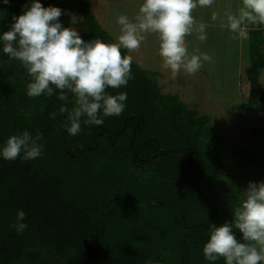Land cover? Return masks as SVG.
<instances>
[{"label": "trees", "instance_id": "trees-1", "mask_svg": "<svg viewBox=\"0 0 264 264\" xmlns=\"http://www.w3.org/2000/svg\"><path fill=\"white\" fill-rule=\"evenodd\" d=\"M23 1L0 3V22L6 12L18 17ZM84 11L89 19L87 4ZM99 29L82 38L114 42ZM254 37L249 93L243 89L249 104L264 97L256 82L263 37ZM157 74L135 71L126 87L109 88L127 93L124 112L102 126L84 117L81 133L69 136L75 102L58 93L28 97L25 69L0 52V145L5 132L28 130L42 135L44 149L35 160L0 158V264H212L203 255L209 228L233 220L249 181L234 186L205 117L163 94ZM237 153L243 166L258 164L253 149ZM18 210L26 213L22 234L13 227Z\"/></svg>", "mask_w": 264, "mask_h": 264}, {"label": "clouds", "instance_id": "clouds-1", "mask_svg": "<svg viewBox=\"0 0 264 264\" xmlns=\"http://www.w3.org/2000/svg\"><path fill=\"white\" fill-rule=\"evenodd\" d=\"M8 4L9 0H0ZM215 0H140L137 11L119 14V35L115 42L93 38L85 40L73 26L61 22L64 10L45 7L41 0H28L22 13L12 17L9 30L0 31V52L18 61L28 79L26 95L30 98L58 93L62 101L74 100L64 125L69 136L81 133L82 118L89 126H102L105 118L120 116L128 99L126 92L113 95L109 88L121 89L134 79L133 57L128 53L141 48L146 35H155L162 66L173 76L181 71L194 75L211 56L190 52L186 37L194 33L200 41L207 39L205 26L197 25L193 12L210 8ZM213 13L212 19L217 20ZM264 25V0H241L237 12L221 22L222 28L244 38L245 26ZM67 111L61 108V112ZM42 135L28 130L11 135L0 145V158L15 161L35 160L43 155ZM242 201L231 222L209 228L210 238L203 246L205 260L214 264H264V181H249L241 192ZM26 213L17 211L13 225L18 234L28 227ZM238 233L242 235H237Z\"/></svg>", "mask_w": 264, "mask_h": 264}, {"label": "rangeland", "instance_id": "rangeland-1", "mask_svg": "<svg viewBox=\"0 0 264 264\" xmlns=\"http://www.w3.org/2000/svg\"><path fill=\"white\" fill-rule=\"evenodd\" d=\"M23 2L27 3L28 0ZM41 2L45 7L56 6L63 9L64 14L60 18L61 22L66 27H75L81 36L85 35L90 27L100 28L99 30L106 31L115 42L119 35V25L116 23L117 15H133L138 9L140 0H41ZM86 4L90 11L89 19L84 11ZM240 6L241 0H215L214 5L210 8L194 10L193 15L197 25L203 24L205 30L212 37L209 42L187 43L188 46L190 45L189 50H192L190 52L197 51L198 53L200 51L203 53L202 50H205L211 56L206 69L202 67L194 75H188L181 71L178 75L173 76L170 70L162 66V60L158 55L159 42L155 35H146L140 49L131 53L126 52L132 55L134 60L133 74L135 71L141 70L157 72L155 79L163 94L177 96L189 110L195 111L200 117H205V126L209 135L215 136L213 139L219 143L217 149H223L220 151L227 157V159H221V167L236 180L237 184L234 179L233 184L238 186V190L241 189L244 181H264V166L260 167V165H264V119L261 118L264 115V109L257 110L254 109L256 107L246 104L247 98L243 90L245 89L244 84L249 85L245 73V69L249 67V60L248 62L242 60L241 74L232 76L229 74L233 70L231 68L237 65L239 46H243L242 56H244L247 44L239 38L236 39L235 35L233 36V33L226 27H221V22H226L227 16L237 12ZM7 8L4 9V13ZM213 13L217 15V20L212 19ZM3 17V22L0 24H3L4 31H7L13 16L9 17L6 12ZM257 25L260 26V24ZM257 25H254L253 28H256ZM247 27L249 28V26ZM253 32L255 41H258V36H262L264 44V33ZM195 37L196 34H193L190 39H195ZM206 47L207 49H205ZM261 49L264 50V45ZM217 57L219 62L214 63V59ZM261 72L263 79L262 82L261 80L259 82H261L260 87L264 91V70ZM257 84L259 87V83ZM246 93L248 94V89ZM68 101L69 103L74 102V100ZM70 112L71 110L67 114ZM5 134L11 136L15 133L7 131ZM249 148L256 151L257 155L255 162L258 164L252 167L243 166L241 164L243 159L238 153V156L233 158L234 150ZM251 157H254L252 151Z\"/></svg>", "mask_w": 264, "mask_h": 264}, {"label": "crops", "instance_id": "crops-1", "mask_svg": "<svg viewBox=\"0 0 264 264\" xmlns=\"http://www.w3.org/2000/svg\"><path fill=\"white\" fill-rule=\"evenodd\" d=\"M257 29V31H260L261 32V34L262 33H264V26L263 25H257L256 26V28H253V26H249V28L247 27V26H245V31H246V33H247V35L244 37V38H239V39H241L243 42L245 41V44H247V46L245 47V50H244V56H242L243 54H242V51H243V46H239V57H237V65H234L233 66V68H231V69H233V70H231V72L229 73L231 76L232 75H235V74H241V72H240V70H241V63H242V60H244L245 62L247 61L248 62V60H249V67H247L246 69H245V73H246V76H247V84H249L250 83V75H249V71H250V69L251 68H253V66H254V54H253V51H252V45H251V40H252V32L254 31V30H256ZM195 34V33H194ZM206 35H207V39L205 40V41H203V42H209L211 39H212V37H211V35H210V33L209 32H207L206 31ZM235 34H233V36H234ZM190 37L191 36H189V37H186V42L188 43V42H202V41H200L198 38H197V35H196V37H195V39H190ZM236 39H238L237 37H235ZM243 44V43H242ZM221 45H222V43H221ZM263 45L264 44H262V46L261 47H263ZM207 46V45H206ZM189 48H190V45L188 46ZM205 49H207V47L205 48ZM209 49H210V46H209ZM189 51H192L191 49L189 50ZM261 51H262V53H263V55H264V50H262L261 49ZM194 52H196L197 53V51H194ZM202 52L203 53H206V54H208L209 55V53H208V51H205V50H202ZM198 53H201L200 51H198ZM197 53V54H198ZM239 58V59H238ZM222 60V59H221ZM216 61L217 62H219L218 61V57L216 58V59H214V63H216ZM210 62V61H209ZM207 64H208V61H205L204 62V64H203V67L205 68L206 66H207ZM203 68V69H204ZM206 69V68H205ZM229 70V71H230ZM261 70H264V67H262L261 69H260V71H259V74H258V76H256V78H257V81H258V83H259V87H257V91L259 92V93H261V95H264V91H262V88L260 87V83L262 82V72H261ZM150 71V70H149ZM218 73H220V72H218ZM261 74V75H260ZM259 80H261V82H259ZM249 87V85H245L244 84V88H245V91H247V89H248V93H249V89L250 88H248ZM245 103L246 104H248V105H252V106H254V107H256V108H254V109H257V110H260V109H264V97L263 98H261V99H259L258 101H257V103H255V104H249L247 101H245ZM260 118V117H259ZM261 118L262 119H264V115H263V117L261 116ZM260 118V119H261Z\"/></svg>", "mask_w": 264, "mask_h": 264}]
</instances>
